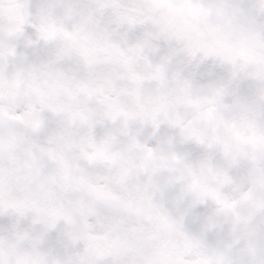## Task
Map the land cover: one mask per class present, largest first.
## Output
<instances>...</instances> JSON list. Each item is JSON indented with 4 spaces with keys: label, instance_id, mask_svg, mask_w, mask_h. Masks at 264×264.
I'll use <instances>...</instances> for the list:
<instances>
[{
    "label": "snow or ice",
    "instance_id": "snow-or-ice-1",
    "mask_svg": "<svg viewBox=\"0 0 264 264\" xmlns=\"http://www.w3.org/2000/svg\"><path fill=\"white\" fill-rule=\"evenodd\" d=\"M0 264H264V0H0Z\"/></svg>",
    "mask_w": 264,
    "mask_h": 264
}]
</instances>
